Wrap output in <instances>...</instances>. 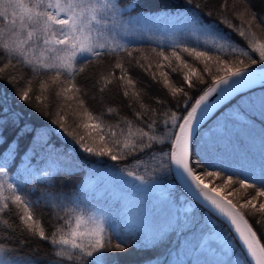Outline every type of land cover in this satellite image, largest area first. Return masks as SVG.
Returning <instances> with one entry per match:
<instances>
[{"label":"snow or ice","instance_id":"6c2138e0","mask_svg":"<svg viewBox=\"0 0 264 264\" xmlns=\"http://www.w3.org/2000/svg\"><path fill=\"white\" fill-rule=\"evenodd\" d=\"M186 2L190 4L192 0ZM245 11H248V8ZM208 15L211 16V13ZM118 18L120 23H117ZM255 19L256 14L252 13V20ZM0 21H3V26L0 27V56L7 61L0 67V80L5 79L3 75L5 69L16 67L12 63L13 60H16L17 64L29 67L33 74L42 71L54 73L47 81L39 82L41 92H47L51 84L59 89L54 93L58 99L77 100L79 107L83 109L82 112L73 113L75 131H70L66 126L65 114H59L57 119H52L50 130L53 134H58L65 141L70 138L72 145L80 152L90 158H97L93 160L95 164L106 165L117 175L126 172L127 176L141 182L145 177L137 176L130 168L146 167L148 162H155L161 171L173 174L194 200L203 202L210 212L223 217L242 241L246 254L255 261V264H264V245L260 243L244 214L232 200L221 194L220 187H210L202 178L203 175L214 180L224 179L223 187L238 183L244 189H255L257 197H264V170L258 183H249L248 176L234 181V176L239 177V173L228 175L225 179L223 172L203 171L196 159L195 151L199 125L217 104L253 85L259 84L264 87V41L252 31L250 24L245 28L242 22L239 28H234L240 37L246 39L248 45L246 50L232 42L230 37L217 32L211 23L204 25L198 18H193V24L199 25L201 30L216 38L206 39L203 44H197L195 47L185 44L182 49L180 44H176L171 57H174L183 68L189 69L183 73V82L189 89L199 91L197 84L205 83L204 76L189 66L188 61L181 57L180 50L193 58V62H203V73L211 76V84L204 87L194 98L183 87L171 86L167 72L159 73L162 80H158L155 73H150L154 81L162 83L163 87L169 90V94L176 101L175 110L168 109L158 115L156 109L144 105L141 93L134 90L136 81L129 74V68L121 62L112 65L108 72L100 73L96 84L99 85L101 92L113 83H118L123 96L129 99L128 106L131 107L133 103L140 106V111L134 110L139 124L127 117H122L117 123L111 124L105 122L104 112L95 114L87 107L83 98L87 92L75 81L93 62L100 61L106 55L119 54L121 51L127 52L130 60H135L137 67L150 72L151 64L145 68L141 60L133 57V52L119 42L120 29L127 31L128 24L123 22V11L118 4L113 3V0H0ZM229 27L232 28L233 25L229 24ZM152 52L163 61H168L167 66L171 67L170 57L165 54L163 48L159 52L152 49ZM253 54L258 55V60L252 58ZM231 56L245 57L250 63H245L243 59L230 62ZM143 58L148 59L147 56ZM258 62L262 65L260 71L252 67ZM210 65L215 66L217 73L222 74L212 75ZM163 66L157 65L158 68ZM117 71L120 73L118 76ZM172 71L175 72L177 69L173 68ZM193 76L197 77L195 81ZM88 78L90 77H86ZM7 80L10 84L17 83L13 76L7 77ZM31 84L32 81L29 80V86L17 92L18 98L37 114L51 118L53 113L46 110L47 105L44 104L41 95H35V102L33 101V96L30 95ZM156 103L163 102L157 100ZM106 112L118 115L117 110L111 107L107 108ZM12 115L13 124H18L24 119L23 113ZM7 123L9 121H3V124ZM81 129L85 131V135L79 134ZM19 131L31 133L37 130L30 129L25 123ZM38 134L47 135L48 132L41 131ZM86 137L96 146H90ZM129 158L131 165L126 163L123 168L116 167V164ZM109 161L116 164H109ZM8 165L9 153L0 154V214L9 210L10 206L14 208L23 231L31 236H38L41 240H49L51 245L57 248L56 256L67 258V261H72L73 258L92 257L90 264H109L110 254L123 253L126 250L127 241L119 234L116 236L118 242L113 244L112 237L106 234L107 229L102 216L95 214L85 216L83 213H76L75 210H70L64 226L56 227L49 237L34 211L40 200L32 201L22 194L21 181L14 182L9 178L8 173L12 169L8 168ZM52 167L54 170V166ZM29 170L33 176L36 175L34 169L26 166V171ZM198 172L201 174H197ZM49 176L50 173H45L43 179H48ZM29 178L25 175L24 182L26 183ZM43 197L49 201L60 199L59 193L56 192H46ZM242 206H251L254 211L264 214V203H260L257 208L256 203L249 199ZM0 222L9 223L6 220ZM217 240L222 241V247H211L212 242ZM201 247L220 257L214 264H241V257L235 251L232 238L216 225L209 228ZM3 251V247H0V252ZM16 264L35 262L18 260ZM197 264L201 262L198 261Z\"/></svg>","mask_w":264,"mask_h":264},{"label":"trees","instance_id":"16d2710c","mask_svg":"<svg viewBox=\"0 0 264 264\" xmlns=\"http://www.w3.org/2000/svg\"><path fill=\"white\" fill-rule=\"evenodd\" d=\"M113 3L124 10L123 15L162 14L161 20L165 21V24L160 22L156 24L154 20H148L144 25L128 26L127 31L120 29L119 42L126 45L128 50L133 52V57L139 58L145 68L151 64L150 72L137 67L135 60H130L127 52L121 51L119 54L106 55L100 61L93 62L84 73L77 77L75 82L87 92V95L83 97L87 107L95 114L104 112L107 123L115 124L122 117H127L139 124L134 115V110L140 111L139 104L133 103L129 107V99L123 96L118 83H113L104 92H101L99 85L96 84L99 74L111 70V66L116 62H121L129 68V74L136 81L134 90L141 93L143 104L156 109L158 115L168 109L175 110L176 101L162 83L152 79L150 73H155L157 79L162 80L159 73L167 72L171 86L183 87L194 98L203 91L204 87L211 84V76L203 73V62H193V58L180 50L181 57L188 61L189 66L197 69L198 74L204 76L205 83L197 84L199 91L189 89L183 82V73L189 69L183 68L174 57H171L176 44H180L182 49L185 44L195 47L197 44H203L206 39L216 38L201 30L199 25L193 24L194 17L201 20L204 25L211 23L217 32L230 37L232 42L246 50L248 48L246 39L240 37L234 30L239 28L242 22L245 28L250 24L252 31L264 41V22H262L264 0H192L190 4L186 0H113ZM246 8L248 11H245ZM176 13H183V15L178 21L171 22L170 16ZM209 13L211 16L208 15ZM252 13L256 14L255 20H252ZM120 22L118 18L117 23ZM229 24L233 27L230 28ZM2 26L3 21H0V27ZM161 48L170 57L171 67L167 66L168 61H163L152 52V49L159 52ZM198 50L204 49L198 48ZM144 56L148 59L145 60ZM252 58L258 60V55L253 54ZM241 59L245 63H250L245 57H229L230 62H238ZM6 62L0 56V67H3ZM12 63L16 67L5 69L3 73L5 79L0 80V109H2L0 125H3L0 126V154L9 153L8 168L12 171L8 175L14 182L21 181L22 194L32 201L40 200L34 211L45 228L46 234L51 237L56 227L64 226L65 220L69 218L70 210L83 213L85 216L90 211L92 205H90L88 194L90 197L93 193L84 186L85 182L91 172L99 171L107 166L95 164L93 160L97 158H90L80 152L72 145L70 138L65 141L63 137L51 132V120L57 119L59 114L67 116L66 126L70 131H75V125L72 122L73 113L83 111L77 100L58 99L54 93L59 89L51 84L47 92H41L39 82L47 81L54 73L42 71L39 74H33L29 67L17 64L16 60ZM161 64L164 66L158 68L157 65ZM210 67L212 75L222 74L217 73L215 66L210 65ZM252 67L259 68L262 65L258 62ZM173 68L177 71L173 72ZM116 75L120 73L117 71ZM9 76H13L17 83L10 84L7 80ZM86 77L90 78L86 79ZM192 78L194 81L197 79L195 76ZM29 80L32 81L30 95L33 96V101L35 102V95H41L44 104L47 105L46 110L53 113L51 118L37 114L18 98L17 92L28 87ZM69 95L72 94L69 93ZM157 100L163 103L157 104ZM262 101H264V87L239 94L224 105L199 132L195 151L196 159L200 162L203 171L223 172L225 179L228 175L239 173V177L234 176V181L248 176L249 183H258L264 170ZM192 102L194 103V99ZM109 107L116 109L118 115L108 114L106 109ZM13 113H23L24 119L18 124L11 123L14 119ZM5 120L9 121L6 125L3 124ZM25 123L30 129L37 131L21 133L19 129ZM41 131H47L48 134L39 135L38 132ZM79 134L85 135V131L81 129ZM88 143L90 146H96L91 139H88ZM108 163L116 164L110 161ZM126 163L131 165V159L116 164V167L123 168ZM26 166L34 169L36 175L33 176L30 170L26 171ZM130 170L135 171L137 176H144L145 180L156 181L167 187L171 202L176 207L190 200L177 184L174 175L161 171L155 162H148L146 167H131ZM45 173H50L48 179H43ZM25 175L30 177L26 183L23 179ZM202 178L210 186L220 187L221 192L239 207L261 244L264 245V214L254 211L251 206H242L247 200L252 199L258 208L260 203H264V197H257L255 189H244L238 183L223 187L224 179L214 180L203 175ZM46 192L59 193L60 199L49 201L43 197ZM169 217L168 220H164V216H157L160 220L154 221L150 234L140 229L137 233L131 234L126 250L123 253L110 254L109 264H178V261L191 264L192 253L198 249L202 236L209 231L210 218L213 216L202 206L196 205L191 210H182L179 207L177 215L172 214ZM213 218L238 244L245 256V252L231 230L219 219ZM0 220L9 222L8 224L0 222V247L4 249L0 252V264H16L18 260L25 262L33 260L35 264H57V262L58 264H90L93 259L83 257L67 261V258L56 256L57 248L51 245L49 240H41L38 236H31L23 231L15 215V209L11 206L5 213L0 214ZM106 234L112 237L113 244L117 242L112 232V224H108ZM185 258L187 259L183 261Z\"/></svg>","mask_w":264,"mask_h":264},{"label":"rangeland","instance_id":"374dc122","mask_svg":"<svg viewBox=\"0 0 264 264\" xmlns=\"http://www.w3.org/2000/svg\"><path fill=\"white\" fill-rule=\"evenodd\" d=\"M144 17V15H135L129 18L128 22L131 21L130 24L135 26L139 24V21L142 22ZM99 171L94 170L91 172L90 177L86 181L87 188L95 193V202L93 201L92 208L90 206L91 211L87 216L93 214L102 216L104 218L105 228L108 224L107 221H109L113 225L112 232L115 239L117 234H119L124 240L128 241L131 234L137 233L140 228H151L153 218L154 220L160 219L157 216L167 214L166 217L164 216V220H167L172 214L177 215L178 207L172 209L167 204L168 190L159 183L141 182L133 177L127 176L125 173L117 175L110 171L108 167L102 168ZM98 172L99 176L97 177ZM193 204V202L190 203L188 201L179 207L181 209H191L195 205ZM147 212H150V214H146ZM211 218L214 219L213 217ZM212 219H210L211 224L217 226V223ZM202 240L198 245V249L192 253L191 264H197L198 261L201 264H214L220 257L214 256L206 248H202ZM232 241L236 253L241 257V264H250L237 243L233 239ZM211 247H222V241H213ZM186 259H183V261ZM177 263L189 264L179 261Z\"/></svg>","mask_w":264,"mask_h":264},{"label":"water","instance_id":"95a60500","mask_svg":"<svg viewBox=\"0 0 264 264\" xmlns=\"http://www.w3.org/2000/svg\"><path fill=\"white\" fill-rule=\"evenodd\" d=\"M255 70H257V71H260L262 68H254ZM261 85H259V84H256V85H253L251 88H255V87H260ZM251 88H246V89H242L240 92H238V93H235V94H233L232 96H230V97H227V98H225L224 100H222L219 104H217V106L212 110V112L211 113H209V115H208V117L201 123V125H199V131L201 130V128L206 124V122H208L212 117H213V115L215 114V112L223 105V104H225L226 102H228L229 100H231L234 96H236L237 94H240V93H242V92H244V91H247V90H249V89H251ZM215 95V94H214ZM210 99H212V98H210ZM179 184V183H178ZM180 185V184H179ZM180 187H181V185H180ZM182 188V187H181ZM183 189V188H182ZM184 190V189H183ZM185 191V190H184ZM186 192V191H185ZM187 193V192H186ZM188 194V193H187ZM189 195V194H188ZM192 199H193V197L191 196V195H189ZM195 201H197V200H195ZM198 202V201H197ZM199 204H201V205H203L204 207H206L207 208V206L206 205H204L203 204V202H198ZM208 209V208H207ZM212 214H214L215 216H217L218 218H220L228 227H230L231 229H232V231L234 232V229L225 221V219L223 218V217H221V216H219V214L218 213H213V212H211ZM235 234V233H234ZM236 235V234H235ZM236 237H237V239L239 240V238H238V236L236 235ZM240 241V240H239ZM240 243H241V245H242V241H240ZM242 247L244 248V246L242 245ZM244 250H245V252H246V249L244 248ZM247 257H248V259L250 260V262L252 263V264H255V261L250 257V256H248L247 255Z\"/></svg>","mask_w":264,"mask_h":264}]
</instances>
